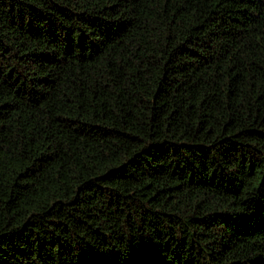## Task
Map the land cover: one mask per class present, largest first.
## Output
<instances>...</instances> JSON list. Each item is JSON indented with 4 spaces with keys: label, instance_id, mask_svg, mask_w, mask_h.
I'll return each mask as SVG.
<instances>
[{
    "label": "trees",
    "instance_id": "obj_1",
    "mask_svg": "<svg viewBox=\"0 0 264 264\" xmlns=\"http://www.w3.org/2000/svg\"><path fill=\"white\" fill-rule=\"evenodd\" d=\"M0 264H264V0H0Z\"/></svg>",
    "mask_w": 264,
    "mask_h": 264
}]
</instances>
